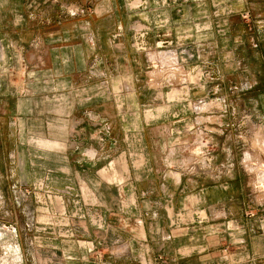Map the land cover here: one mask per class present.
I'll return each mask as SVG.
<instances>
[{
    "label": "rangeland",
    "instance_id": "rangeland-1",
    "mask_svg": "<svg viewBox=\"0 0 264 264\" xmlns=\"http://www.w3.org/2000/svg\"><path fill=\"white\" fill-rule=\"evenodd\" d=\"M142 7L143 0H0V264H139L128 257L100 256L101 248L90 242L125 237L114 225L106 228L108 221L97 229L94 196L80 184L85 179L98 188L100 179L114 178L113 170L108 165L98 174L77 176L64 158L93 156L90 132L82 131L84 139L79 131L57 129L58 114L67 107L81 108L87 122H93L91 107L102 113L113 110V99H108L113 91L129 92L124 101L133 110L134 85L117 78L132 75L137 62L151 79H168L169 85L151 82L157 90L170 87L168 98L193 82L200 88L193 89L190 107L225 108L224 128H210L208 140L179 142L177 151L188 158L183 165L193 163L196 173L218 170L213 158L225 152L220 140L237 158H245L253 175L264 177V0H210L207 17L157 18L156 26L174 28L169 35L157 29L155 35L143 34ZM223 13L229 16L222 18ZM160 50L165 53L158 54ZM137 83L136 89L143 85ZM201 90L216 93L197 103ZM217 95L219 102L211 100ZM15 109L21 119L16 124L11 117ZM47 115L53 119L50 125ZM109 132L105 122L94 146L97 158H109L119 149L102 144ZM196 136L200 140L201 132ZM255 159L262 161L259 170L249 164ZM255 181L264 193L263 182ZM100 188L98 201L105 187Z\"/></svg>",
    "mask_w": 264,
    "mask_h": 264
},
{
    "label": "crops",
    "instance_id": "crops-1",
    "mask_svg": "<svg viewBox=\"0 0 264 264\" xmlns=\"http://www.w3.org/2000/svg\"><path fill=\"white\" fill-rule=\"evenodd\" d=\"M159 1L165 3L161 8L156 5ZM209 3L210 0H143L140 13L146 25L143 34L155 35L154 29H157L163 35H169L175 32L174 28L166 24L156 26L157 18H204L208 16ZM228 16L221 15L222 18ZM247 16L251 15L246 12ZM191 31L193 33L192 28ZM153 41L158 40L153 38ZM159 53L165 52L160 50ZM143 55L144 65L148 67L150 60L147 54ZM170 56L173 62L177 59L173 53ZM190 60L194 66L195 61ZM137 63L132 75L117 78L121 83L131 81L134 85L131 93L136 100L133 110L129 111V105L124 101L130 93L123 89L108 96L113 99L110 112L102 113L101 108L91 107L89 115L93 122L85 120L86 115L78 106L67 107L68 110L59 112L57 117L58 130L90 132L89 150L95 153L88 157L64 158L66 166L72 164L77 176L98 174L108 165L113 170L111 181L100 179L105 187L101 201L96 193L103 189L102 186H90L85 179H81L80 184L85 185L87 194L94 196L91 203L99 213H96L97 229L103 230L108 221L106 228L114 225V229H121L125 237L118 235L112 241L102 236L90 242L101 248L100 256L109 259L128 257L139 264H264V193L254 183L256 179L255 182L264 184L262 173H258V178L257 174L253 175L247 169L245 158H237L236 151L232 153L229 147L226 148V142L220 140L217 142L219 149L225 152L222 158H213L219 163L215 172L196 173L193 163L183 165L188 164V158H183L177 151L180 141L185 145L193 144L195 140L203 142L210 138L207 135L210 128L218 131L224 128L225 108L215 106L204 111L190 107V101L194 100L193 89L199 87L193 82L187 83L191 84L189 87L185 84L180 90H173L170 95L174 97L168 98L170 87L163 91L151 85L152 81L168 83V79H151L147 72L142 74V66ZM68 78L72 79V76ZM137 82H143V85L136 89ZM214 93L201 90L196 102H205ZM218 96L211 100H220ZM18 114L15 109L11 116L15 124L21 121ZM209 115L217 118L204 119ZM47 117L46 123L50 125L53 119ZM105 122H108L110 132L106 135V143L102 144L119 149L115 153L112 151L109 158H97L98 150L94 146L99 144L98 135L105 128ZM198 132L202 134L200 140L195 137ZM82 136L86 139L87 135ZM39 141L51 144L50 141ZM69 155L71 157V152ZM261 162L255 159L249 164L259 170ZM101 163L105 166L98 169ZM80 193L83 195L81 186ZM84 203H88L85 198Z\"/></svg>",
    "mask_w": 264,
    "mask_h": 264
},
{
    "label": "built area",
    "instance_id": "built-area-1",
    "mask_svg": "<svg viewBox=\"0 0 264 264\" xmlns=\"http://www.w3.org/2000/svg\"><path fill=\"white\" fill-rule=\"evenodd\" d=\"M199 153H201V151H200ZM199 153H198V154H199ZM210 161H212L211 158L207 159V165L210 164ZM207 165H206V166H207Z\"/></svg>",
    "mask_w": 264,
    "mask_h": 264
},
{
    "label": "bare ground",
    "instance_id": "bare-ground-1",
    "mask_svg": "<svg viewBox=\"0 0 264 264\" xmlns=\"http://www.w3.org/2000/svg\"><path fill=\"white\" fill-rule=\"evenodd\" d=\"M263 166V164L261 165V167ZM260 184V183H259ZM2 229V228H1Z\"/></svg>",
    "mask_w": 264,
    "mask_h": 264
}]
</instances>
